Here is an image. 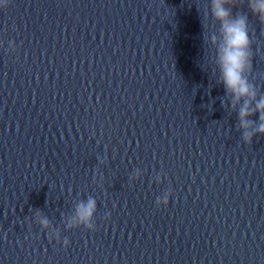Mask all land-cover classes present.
Returning <instances> with one entry per match:
<instances>
[{
  "label": "clouds",
  "instance_id": "clouds-1",
  "mask_svg": "<svg viewBox=\"0 0 264 264\" xmlns=\"http://www.w3.org/2000/svg\"><path fill=\"white\" fill-rule=\"evenodd\" d=\"M245 3L249 12L264 24V0H212L211 12L221 26V42L217 50L220 82L226 94L231 97V109L238 113L237 127L241 131V139L244 143L251 144L254 137L264 135V95L258 93L255 84L249 79L253 63L248 15L242 11L233 12V9H239ZM7 7L5 0L0 8ZM257 115L258 119H253ZM164 204H168L167 197ZM96 211L97 202L94 198L78 203L68 227L94 230ZM36 215L41 226L47 228L48 219L41 217L39 213ZM68 244V239H64L63 245L67 247Z\"/></svg>",
  "mask_w": 264,
  "mask_h": 264
}]
</instances>
